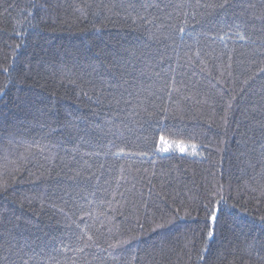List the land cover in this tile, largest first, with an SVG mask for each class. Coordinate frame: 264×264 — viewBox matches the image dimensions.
<instances>
[{"label":"trees","instance_id":"obj_1","mask_svg":"<svg viewBox=\"0 0 264 264\" xmlns=\"http://www.w3.org/2000/svg\"><path fill=\"white\" fill-rule=\"evenodd\" d=\"M180 2L0 0V264H264V0Z\"/></svg>","mask_w":264,"mask_h":264},{"label":"snow or ice","instance_id":"obj_2","mask_svg":"<svg viewBox=\"0 0 264 264\" xmlns=\"http://www.w3.org/2000/svg\"><path fill=\"white\" fill-rule=\"evenodd\" d=\"M229 0H223V2H220V3H215V2H212V3H209V2H204L202 3L201 0H195L194 3L191 2V0H189V2H180V3H176L175 5H166V7L168 6H171L173 7L174 11L177 13V15L181 16L182 17V24L184 26H181L179 27L178 29H175L174 26H168V25H165L164 23H160L158 25L159 28L163 29L165 27H173L174 30L178 31L179 33H184L186 31V27L188 26V23H189V17L191 16V19H195L196 18V15L198 14V10L201 9V8H212V9H215V8H225L228 4ZM35 6V5H34ZM98 7H102V8H105L107 9L108 11H111V7L108 6V5H102V6H98ZM249 7H254V5H249ZM191 8L192 9V13L190 14L188 9ZM78 11H81L83 12V9H77ZM98 13H93V15H97ZM172 17V13H167V16L166 18L170 19ZM135 19H139V20H142L144 21L145 23H153L154 20L156 19H159L158 17H154L153 20H148L146 17L144 16H137ZM135 22V20L133 21ZM238 29L240 27V25H237L236 26ZM238 35V38L241 40V41H245L247 40V37L242 34V33H237ZM221 40H223V37H220ZM19 47V45L17 46ZM253 55H256V52L255 50L253 51L252 53ZM194 55L196 57H199L200 53L199 51H197L196 53H194ZM259 55L264 57V47L261 48V51L259 52ZM191 57H189V62H191ZM201 63L203 64L204 62L201 61ZM239 64H243V61H240L238 62ZM251 63H255V60H252ZM202 71H208V69L206 68H202L201 69ZM5 71H8V69H5ZM217 71L219 72V76L217 77V82L219 83L221 79H224L225 78V73H227V77H231L233 75V56L231 53H229L227 55V63H221L220 65H217ZM259 71L261 73H264V67H261L259 69ZM211 74V73H209ZM248 79H252V77H248ZM248 80H245L244 83H247ZM215 87V86H213ZM165 90L167 91L168 95H169V98H171V95L173 92H179V88L175 87L174 84H170V85H165ZM185 99H190V97H184ZM232 99H235V97H232ZM202 103H207V100L205 101H202ZM232 105H231V102H228L227 104V109H226V114H227V110L228 109H231ZM164 111H167V108L163 109ZM149 115H152V113H149ZM225 122H226V118H225ZM160 143L162 145H167L168 142L166 141L165 137L162 135L160 137ZM192 148L195 149V145H192ZM160 151H167L168 150V147H160L159 148ZM179 150L181 152H184L185 151V148L183 146H180L179 147ZM121 152H123V149L120 150ZM189 155H197V153L195 151H192L190 153H188ZM113 155H119V153H113ZM101 167H103V165H101ZM121 171H123V169H121ZM215 191L213 193H211L212 195H216V194H219L220 192H222L223 190V185H220L219 187H215ZM253 192H256L257 189L256 188H253L252 189ZM259 194L261 197H264V183H261L260 186H259ZM121 195H123L121 193ZM224 197L221 196V200H223ZM205 210L206 211H209V208L208 206L206 205L205 206ZM211 214H210V219L215 222L218 218V209H211L210 210ZM176 217L174 216L173 218L171 219H165L163 217H161L159 219L158 222L155 223V227L153 230H156V229H163L165 227H167L169 224L173 223V220L175 219ZM260 219V222H261V225L264 226V216H260L259 217ZM207 236L209 238L213 237L214 236V231L212 229H209L208 232H207ZM87 240L88 241H92L93 240V237L92 236H88L87 237ZM128 241L127 240H117L115 243L113 244H109V247L110 248H113L115 249L117 246H122L124 244H127ZM85 246H88L87 244H85ZM77 251H83V249H77ZM205 251L206 249H201L200 252L198 253V264H204V262L206 261L207 257L205 256ZM25 264H27V261H25Z\"/></svg>","mask_w":264,"mask_h":264}]
</instances>
